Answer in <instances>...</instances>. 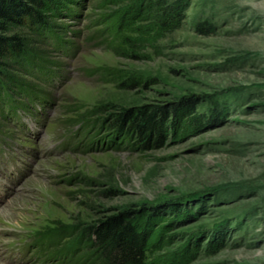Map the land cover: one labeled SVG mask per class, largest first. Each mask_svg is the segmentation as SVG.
<instances>
[{"label":"rangeland","instance_id":"rangeland-1","mask_svg":"<svg viewBox=\"0 0 264 264\" xmlns=\"http://www.w3.org/2000/svg\"><path fill=\"white\" fill-rule=\"evenodd\" d=\"M38 1L62 47L24 22L0 31L47 64L0 60L2 82L40 99L14 103L24 126L0 110L12 264H93L82 230L126 211L148 232L145 264H264V0H183L168 25L174 0ZM129 109L167 110L157 139L114 127Z\"/></svg>","mask_w":264,"mask_h":264},{"label":"trees","instance_id":"trees-1","mask_svg":"<svg viewBox=\"0 0 264 264\" xmlns=\"http://www.w3.org/2000/svg\"><path fill=\"white\" fill-rule=\"evenodd\" d=\"M23 1L28 6L21 0H0V31H4L9 23L24 22L27 28L32 29L37 35L50 37L55 42V48L62 47L61 39L49 29L44 18L37 13L36 9L41 6L40 2L38 0ZM30 6H33V8H30ZM187 6L188 3L183 0H174L167 5L162 11L165 25L173 22L177 24L182 19ZM175 27L173 26V28ZM25 47L26 43L18 37H3L0 35V60H7L11 63L23 65V67L33 66L39 70L47 67V64L38 62L33 53L26 52ZM4 66L0 63V67ZM17 85L23 86L21 82ZM3 90H6L7 97L4 96ZM20 91L22 94L27 93L32 96L31 98L37 99L33 95L36 91L30 87L24 86V90ZM19 94V90L15 92L13 87L0 80V110L4 111L6 107L13 108L14 103L17 101L23 102L22 95ZM171 108V112L179 110L174 105ZM94 110L101 109L95 108ZM94 112L95 114L98 113V111ZM156 112L158 113L156 115H159L160 118H155V112L145 115L142 111L136 109L122 110L115 115L113 125L119 128L126 121L128 130L134 132L138 137L139 143L136 145L142 147L153 138L152 136L157 139L162 131L161 120L166 118L167 110ZM78 125L82 126L83 121L75 123V126ZM84 128L85 126L82 129ZM133 215L129 211L121 212L82 230V243L96 257L95 264H145L149 252V235L146 227L141 226ZM70 234V231H68L60 234V236L66 237Z\"/></svg>","mask_w":264,"mask_h":264}]
</instances>
